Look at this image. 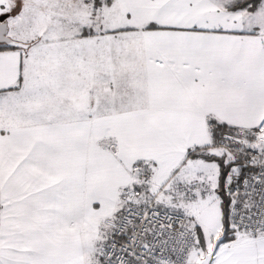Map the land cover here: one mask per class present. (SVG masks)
Returning a JSON list of instances; mask_svg holds the SVG:
<instances>
[{
  "label": "snow or ice",
  "instance_id": "snow-or-ice-1",
  "mask_svg": "<svg viewBox=\"0 0 264 264\" xmlns=\"http://www.w3.org/2000/svg\"><path fill=\"white\" fill-rule=\"evenodd\" d=\"M0 264H264V0H0Z\"/></svg>",
  "mask_w": 264,
  "mask_h": 264
}]
</instances>
